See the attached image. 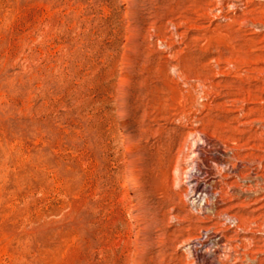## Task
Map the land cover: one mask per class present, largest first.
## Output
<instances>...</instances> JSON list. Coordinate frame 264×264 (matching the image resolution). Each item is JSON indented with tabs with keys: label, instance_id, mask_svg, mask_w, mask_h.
<instances>
[{
	"label": "rangeland",
	"instance_id": "rangeland-1",
	"mask_svg": "<svg viewBox=\"0 0 264 264\" xmlns=\"http://www.w3.org/2000/svg\"><path fill=\"white\" fill-rule=\"evenodd\" d=\"M250 250L264 258V0H0V264Z\"/></svg>",
	"mask_w": 264,
	"mask_h": 264
},
{
	"label": "bare ground",
	"instance_id": "bare-ground-1",
	"mask_svg": "<svg viewBox=\"0 0 264 264\" xmlns=\"http://www.w3.org/2000/svg\"><path fill=\"white\" fill-rule=\"evenodd\" d=\"M206 175H207V173H206V170H205L204 167H199V166L196 167V166L193 165V167L191 166V168L188 170V172L186 174V179H185L187 198H188V201H189L188 203H190L192 206L196 207V209L199 212H201L203 210V206L207 203V200H206L207 190H209L210 187L212 186V185L210 186L209 182L207 181ZM228 217L230 219H233L232 216H228ZM207 230L203 229L202 233L206 234ZM202 239H204L202 235H199V236L191 239V241L189 243H187V245H186V250H188V252L190 254H193V255L202 253L203 242H205V240H206V239H204V240H202ZM234 248H236V247H234ZM259 255H260V253H259ZM259 255L257 256V252H255V250L254 251H251V250L250 251H246L243 254V258L241 260L245 261V259H246V260H248L249 264H263L264 263V258L259 257ZM227 256H230V253H228ZM227 256H225V257L228 258Z\"/></svg>",
	"mask_w": 264,
	"mask_h": 264
}]
</instances>
